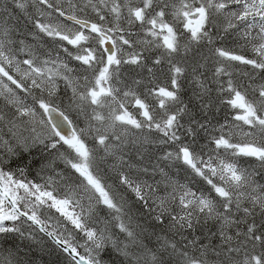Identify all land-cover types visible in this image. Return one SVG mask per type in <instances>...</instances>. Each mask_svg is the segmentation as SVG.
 <instances>
[{"label":"snow or ice","instance_id":"6c2138e0","mask_svg":"<svg viewBox=\"0 0 264 264\" xmlns=\"http://www.w3.org/2000/svg\"><path fill=\"white\" fill-rule=\"evenodd\" d=\"M0 264H264V0H0Z\"/></svg>","mask_w":264,"mask_h":264},{"label":"trees","instance_id":"16d2710c","mask_svg":"<svg viewBox=\"0 0 264 264\" xmlns=\"http://www.w3.org/2000/svg\"><path fill=\"white\" fill-rule=\"evenodd\" d=\"M192 85H189L188 83H184V92H183V98L184 99H188V97L189 96H191V94H192ZM223 115H224V113L223 112H221L220 113V115H219V118L222 120L223 119Z\"/></svg>","mask_w":264,"mask_h":264}]
</instances>
